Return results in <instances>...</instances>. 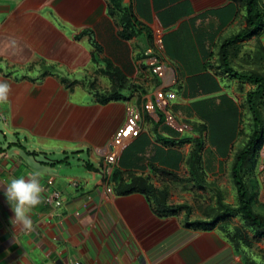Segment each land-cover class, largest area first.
Segmentation results:
<instances>
[{
    "label": "crops",
    "instance_id": "crops-1",
    "mask_svg": "<svg viewBox=\"0 0 264 264\" xmlns=\"http://www.w3.org/2000/svg\"><path fill=\"white\" fill-rule=\"evenodd\" d=\"M123 4L144 30L138 40L120 38L107 0H0V81L10 85L7 101L0 103V264H256L220 229H201L179 215L159 216L151 194L114 187L126 174L176 187L175 177L191 173L188 157L197 139L209 181L232 193L240 136L248 134L239 89L248 83L223 72L219 48L241 20L246 27L243 5L233 0ZM148 48L156 51L163 76L152 72L150 56L145 57L157 86L139 105L77 99L83 90L76 82L85 74L82 88L90 94L97 70L109 69L106 60L129 79L139 75L135 65ZM158 90L175 94L170 109L188 128L180 132L165 124L158 107L144 111L139 134L121 150L111 172L118 179L106 182L99 152L124 125L127 109L142 110ZM70 159H76L77 172ZM259 170L263 175L264 168ZM33 172L40 173L44 191L29 214L32 228L23 229L13 220L3 184ZM53 189L63 193L57 206L44 202Z\"/></svg>",
    "mask_w": 264,
    "mask_h": 264
},
{
    "label": "rangeland",
    "instance_id": "rangeland-1",
    "mask_svg": "<svg viewBox=\"0 0 264 264\" xmlns=\"http://www.w3.org/2000/svg\"><path fill=\"white\" fill-rule=\"evenodd\" d=\"M123 8L125 9L124 13L133 14L129 5L123 4ZM239 8L241 9L240 12H242V18H244L243 11L245 12V10L243 7ZM263 9L264 0H261V10ZM121 15L122 12H116L117 19H119ZM133 21L136 24L135 29L139 32V35L137 37H132L131 39L138 40L141 37V32H143L144 30H139V28H142L135 18H133ZM242 28H244L243 20L240 21L237 29H234L228 36L233 37L234 34L241 31ZM262 42H264V27L262 31L257 34V36L254 35L240 41L238 45V54L231 59L234 68L243 73H252L259 75L264 74V44ZM133 44H136V42ZM231 48L232 50H235V48ZM140 54L141 53L139 51L137 57ZM140 59H142V62L137 63L135 66L137 67L136 72L138 70H140L139 72H142L139 75L136 74V77L130 79L125 76L126 78L123 80L111 71L109 74L108 71H105L107 69H98L97 75L95 76L96 79L92 83H90L91 90L99 92L97 95H92L93 91L91 92V90L90 94H85V91L82 88L87 84L84 74V77L76 82L80 89L83 90V94L77 99H81L84 102L86 101L87 97L90 99H94V97H98L99 99L104 97H107L109 99L120 98L123 100H127L132 104L139 105L145 98L147 93H149L157 86L155 80L149 73L148 65L144 62L145 55ZM216 64L218 65V63ZM138 65L142 68H138ZM32 66L33 64H30L28 67L32 68ZM88 74L90 75V72ZM90 79H93V76H91ZM243 85L244 84L242 83L239 92L242 93V106L245 108L244 111L246 112L244 126L248 134H244V132H242V135L240 136V143H242V147L247 143L249 135L252 133L253 129H255V125L253 123L254 117L252 116L253 112L250 113L249 110H247L248 102L245 101L246 91L248 92L253 90L255 86L248 83L245 89ZM72 87L76 90L78 89V87L75 85ZM261 97H255L254 101L257 104V111L259 112L260 117L263 118L264 124V95H261ZM0 127H2L1 122ZM259 128H261V119ZM259 142L260 143L257 144L255 153L249 158V166L253 164V171L250 170L251 168H249L248 166L247 173L250 172V174H248L246 177V183L249 185V193L252 197V207L254 211L259 215H264V193H262L261 195V190L262 192H264V174L262 175L260 173L261 170H259L261 164L260 153L264 148V125L263 136L261 138V141ZM74 161H76V159ZM74 161H71V159L69 160L70 168H73V173L77 172V170L75 169ZM190 165L191 164L188 165V168L192 169L193 167H190ZM196 172L198 173L197 178H193L191 176V173L189 174V176H187L186 174H181L180 177H175L174 181L178 183L176 184V187L172 186L171 184L169 185V181H167V184H163L162 180L158 181L157 178L149 180V178L142 175L135 176L134 174H126L121 176H114V174L111 173L108 176H111L112 179L111 181H109V183H111L112 181L115 182L119 176V179L116 182L120 181V184L114 187H119L121 191H127L130 188L141 189L146 186L147 188L149 187L152 193L151 196L153 197V200L161 202L160 206L180 209L176 215L190 220V222L188 223L190 225L198 226L200 228L203 225L206 226V228H215L218 230L220 229L221 231L230 234L233 239L235 238V241L232 244L235 250L242 249V251H244V249H246V251L248 252V256L259 257L261 259L260 264H264V262H262L264 261V235L257 233V231L252 229L251 227H247L244 219H242L240 215L234 213V210H236L238 207V195L236 186L233 188L234 190L230 194L227 192L226 186H219L218 183L209 181V178L204 171L202 174L201 171L196 170ZM243 180L245 181L244 178ZM218 181L220 180H217V182ZM232 186H234V184ZM226 236L229 237V235ZM228 240L230 241L229 238ZM245 240H247V242Z\"/></svg>",
    "mask_w": 264,
    "mask_h": 264
},
{
    "label": "trees",
    "instance_id": "trees-1",
    "mask_svg": "<svg viewBox=\"0 0 264 264\" xmlns=\"http://www.w3.org/2000/svg\"><path fill=\"white\" fill-rule=\"evenodd\" d=\"M107 1H108L109 14L115 20L117 25L120 27L118 31V35L120 36V38L124 40H129L132 37H137L139 35V32L135 29L136 24L133 21L134 18L133 14L124 13L125 9L123 8L122 0H107ZM233 1L240 2L244 7L246 27L241 31H239L238 33L234 34L233 37L231 36L230 38H227L222 42L219 48V53H220L219 67H221L223 72L228 73L231 77H236L239 80H242L244 82H247L255 86L253 90L248 91L246 93V102H248L247 110H249L250 113L253 112L252 116L254 117L253 123L255 125L254 126L255 129H253L252 133L249 135L247 143L244 144V146L237 152L232 166L233 179L235 182L237 195H238V207L236 210H234V213L240 215L242 219H244V222L247 227H251L252 229L256 230L257 233L264 235V215L263 214L259 215L254 211L252 207V197L249 193V185L246 183V177L248 174H250V172L247 173L248 166L250 163L249 158L255 153L257 144L260 143L259 141H261V138L263 136V125H264L263 118L260 117V114L257 111V104L254 101V99L257 96L261 97V95H264V74L259 75V74L240 72L234 68L231 60L233 57H235L238 54V49H239L238 45L240 41L245 40L254 35L257 36V34L260 33V31H262L264 27V9L261 10V0H233ZM116 12H122V15L120 16L119 19H117L116 17ZM147 32H149V30H147ZM93 40L94 39L92 38L91 41L94 44ZM231 47L235 48V50L233 49L234 52ZM106 63H107V67L109 68L107 70L109 74L111 71L112 73H115L116 76H118L123 80L126 78L123 72L118 67L112 65L108 60H106ZM112 100H117V99H112ZM118 100H120V98ZM260 119H261V128H259ZM200 150H201V142L195 139L193 141V148L191 149L188 157L189 164H191L190 167H193L192 169L190 168L191 176L193 178H197L198 173L196 172V170L201 171V174L203 173V168L201 164L202 161L198 154ZM249 168H251L250 170L253 171V164H251ZM164 172L166 173V171ZM243 178L245 179V181L243 180ZM135 190H139L145 195L152 194L150 188L149 187L147 188V186L141 189L130 188L129 190H127V192H131ZM160 204L161 202L156 201V208H154L156 209L155 212L159 216L176 215L180 210L173 207L160 206ZM226 235H229V237L228 236L227 237L230 239V242L233 244L235 238L233 239V237L228 233H226ZM245 241L247 242V240Z\"/></svg>",
    "mask_w": 264,
    "mask_h": 264
},
{
    "label": "built area",
    "instance_id": "built-area-1",
    "mask_svg": "<svg viewBox=\"0 0 264 264\" xmlns=\"http://www.w3.org/2000/svg\"><path fill=\"white\" fill-rule=\"evenodd\" d=\"M160 43V41L158 42ZM153 48H148L145 50V54L149 55V66L154 74L163 76V65L160 64L158 56L155 54ZM175 98V94L170 91L158 90L155 93V100L149 99L146 104L143 105V109L137 107H129L127 109V119L123 126H121L111 141V144L107 150L100 151L99 153L104 157V166H103V176L105 181H108V178L113 171V168L117 165L119 155L121 150L128 144L131 138L137 136L141 130V122L144 111L151 112L155 111L158 107L163 113L164 123L173 127L174 129L182 132L188 128V125L185 122H180L177 120L175 114L170 109V102ZM3 117V116H2ZM261 159V168H264V149L260 154ZM53 183L52 178L48 179L46 185L49 186ZM78 181L74 180L70 184L75 187L78 185ZM46 186V187H47ZM50 189V186L46 188ZM48 189V190H49ZM108 192H111V189L107 188ZM62 191L51 190L46 193L44 196V202L47 205H59L62 197Z\"/></svg>",
    "mask_w": 264,
    "mask_h": 264
},
{
    "label": "clouds",
    "instance_id": "clouds-1",
    "mask_svg": "<svg viewBox=\"0 0 264 264\" xmlns=\"http://www.w3.org/2000/svg\"><path fill=\"white\" fill-rule=\"evenodd\" d=\"M145 56L147 58L149 55L145 54ZM9 91L10 85L5 81H0V103L7 101ZM103 174L102 172V176ZM3 185L5 186L4 195L15 214L13 220L23 229H31L32 220L29 214L34 207L41 203V194L44 191L40 183V173H30L27 178L23 176L14 177ZM252 258L256 264H260L259 257L253 256Z\"/></svg>",
    "mask_w": 264,
    "mask_h": 264
}]
</instances>
